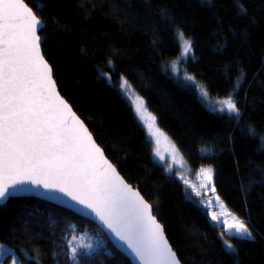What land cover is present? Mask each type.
<instances>
[{
    "label": "trees",
    "instance_id": "obj_1",
    "mask_svg": "<svg viewBox=\"0 0 264 264\" xmlns=\"http://www.w3.org/2000/svg\"><path fill=\"white\" fill-rule=\"evenodd\" d=\"M25 2L46 25L41 45L61 95L153 206L181 262L264 264V0ZM179 31L192 40L189 74L214 99L231 94L239 118L209 109L195 86L170 74L167 64L181 53ZM124 80L193 173L214 170L216 194L254 239L227 234L189 187L155 161L120 89ZM82 234L102 248L79 264H131L96 224L71 211L34 198L0 207V246L20 264H73L69 239Z\"/></svg>",
    "mask_w": 264,
    "mask_h": 264
},
{
    "label": "snow or ice",
    "instance_id": "obj_2",
    "mask_svg": "<svg viewBox=\"0 0 264 264\" xmlns=\"http://www.w3.org/2000/svg\"><path fill=\"white\" fill-rule=\"evenodd\" d=\"M41 27V20L25 0H0V201L22 194L25 185L63 193L94 213L140 264H180L151 205L123 181L83 122L59 95L52 69L41 55ZM177 41L181 59L188 57L191 40L178 32ZM124 86L130 87L127 80L123 81ZM207 95L201 89L202 98ZM218 104L219 111L239 118L231 94ZM134 108L142 126H147L159 144L162 133L159 129L153 131L155 117L146 115L142 98L136 97ZM200 172L206 180L202 187L211 185L209 190L215 193L213 169L202 168ZM196 195L200 192L196 191ZM215 201L224 207L218 195ZM212 203L208 201L209 205ZM228 215L231 220L225 219L223 224L230 233L241 239H254L245 221L231 212ZM211 219L217 220L214 212ZM72 240L76 241V237ZM83 240L80 237L70 245L73 264L96 251ZM226 248L234 251L231 244H226Z\"/></svg>",
    "mask_w": 264,
    "mask_h": 264
},
{
    "label": "rangeland",
    "instance_id": "obj_3",
    "mask_svg": "<svg viewBox=\"0 0 264 264\" xmlns=\"http://www.w3.org/2000/svg\"><path fill=\"white\" fill-rule=\"evenodd\" d=\"M192 56H193V50L189 54L188 57L183 58V59H181V53H180L179 57L176 60H173L169 64H167V69L170 71V74L174 78L178 80L179 79L182 80L184 84L195 86L197 90L199 91L201 101L209 109L213 111H219L220 105L218 104V101H221V100L212 98L209 95L208 91L205 89V87L202 84H200L195 78L194 80L187 79L188 76L193 77L191 74H189V72L187 71L185 67L189 58H191ZM122 85H123V81L120 84V89L122 93L125 95V97L127 98V100L131 102L130 104L132 105L134 112H135L134 105H135L136 97H140V96L135 94L134 91L128 86H124L122 88ZM201 89L207 91L208 93L207 97L202 98ZM125 91H126V94H125ZM143 101L147 109L146 115L154 116L149 111L145 99H143ZM224 112H227V111H224ZM135 115L137 117L136 113ZM138 121L142 125V121H140L139 119ZM143 127L147 131L148 137L154 146L155 161L158 164H161L162 166H164L167 174L176 176L180 181L184 182L189 187V189L192 191L191 192L192 197L198 200L199 203L209 211L210 216H211V213L213 212L217 215V220L214 221L217 226L224 228L227 234L236 236L234 232L230 233L227 226L223 224V221L225 219H228L230 221L231 216L228 215L229 212L226 210L225 206L221 207L220 204L215 201V196H217L216 192L213 193L209 190L211 188V185H209L208 188L202 187V185L206 183V180L203 174L200 171L198 173H193V171L191 170L189 165L186 163L184 157L182 156L181 152L178 150V147L175 145V143L159 128L156 118H155V124L153 126V131L155 132L156 129H159V133H162V135H159V144H157L156 142L157 137L151 135L148 132L147 126L144 125ZM157 152H159V155H157ZM213 173H214V170H213ZM213 184H214V174H213ZM196 191L200 192L199 196L196 195ZM209 200L213 201L211 205L208 204ZM75 237H76V241H73L72 238L69 239V254H70V245H73L77 241H79L80 237H84L83 243H91L93 245V248L96 249V251H94L93 254L97 253L102 248L101 243L93 240L91 237H88L87 235L82 234L80 236H75ZM0 264H20V262L17 259V257L12 254V251L8 247L0 246Z\"/></svg>",
    "mask_w": 264,
    "mask_h": 264
},
{
    "label": "water",
    "instance_id": "obj_4",
    "mask_svg": "<svg viewBox=\"0 0 264 264\" xmlns=\"http://www.w3.org/2000/svg\"><path fill=\"white\" fill-rule=\"evenodd\" d=\"M26 3V2H25ZM27 4V3H26ZM28 5V4H27ZM29 6V5H28ZM30 7V6H29ZM31 8V7H30ZM32 9V8H31ZM34 12V11H33ZM35 13V12H34ZM37 16V15H36ZM39 19V18H38ZM42 27L38 30V35L40 36L41 32L43 31V29H45L46 25L44 22H42ZM40 51H41V55L43 56L44 60L48 63V65L51 67L50 63L47 61L43 49H42V45H41V36H40ZM52 69V77L55 81V85H56V89L59 93V95L67 102V104L71 107L72 111L76 114V116L83 122L84 126L88 129V131L91 133L93 140L95 141V143L101 148L105 158L113 165V167L116 169V171L118 172V174L120 175V177L123 179V181L128 184L133 190L139 192V194L144 198V200L150 204L145 197L141 194V192L137 189H135L132 185H130L125 179L124 177L120 174L119 170L117 169V167L108 159L107 155L105 154V151L102 149V147L98 144L97 140L95 139L94 135L92 134V132L90 131V129L88 128V126L85 124V122L79 117V115L74 111V109L72 108V106L68 103V101L61 95L59 87L57 85V82L55 80V76H54V71L53 68ZM22 198H34V199H38L50 204H53L55 206L61 207L63 209H66L68 211H71L72 213H74L77 216H80L84 219H87L89 221H91L92 223L96 224L103 232L104 234L109 238V240L111 241L112 245L114 246V248L120 252L122 255H124L131 264H140V262L137 260V258L134 256V254L131 253V250L127 249L126 245H123V243L119 240H117L115 238V236L113 234H111L99 221L98 218L95 217L94 213H91L90 210L83 208V206L77 204L75 201H72L69 197L65 196L63 193H59V192H49L43 188H37L35 186L32 185H25V191L17 196H12V197H8L5 200L0 201V207L6 205L11 199H22ZM151 205V204H150ZM152 210H153V215L154 214V208L151 205ZM157 219V217H156ZM157 221L159 222V220L157 219ZM160 223V222H159ZM161 224V223H160ZM162 225V224H161ZM163 227V225H162ZM163 231H164V235L168 241V243L170 244L171 248L173 249L165 228L163 227ZM174 251V249H173ZM175 252V251H174ZM176 253V252H175ZM177 258L180 261V264H183L180 260V258L178 257L177 253H176Z\"/></svg>",
    "mask_w": 264,
    "mask_h": 264
}]
</instances>
